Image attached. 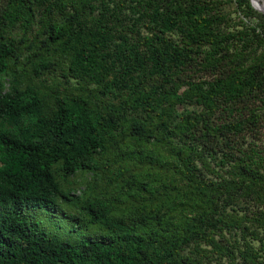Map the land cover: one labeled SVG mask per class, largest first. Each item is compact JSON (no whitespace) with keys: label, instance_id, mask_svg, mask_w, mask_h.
Here are the masks:
<instances>
[{"label":"trees","instance_id":"trees-1","mask_svg":"<svg viewBox=\"0 0 264 264\" xmlns=\"http://www.w3.org/2000/svg\"><path fill=\"white\" fill-rule=\"evenodd\" d=\"M0 264H264V15L0 0Z\"/></svg>","mask_w":264,"mask_h":264},{"label":"rangeland","instance_id":"rangeland-1","mask_svg":"<svg viewBox=\"0 0 264 264\" xmlns=\"http://www.w3.org/2000/svg\"><path fill=\"white\" fill-rule=\"evenodd\" d=\"M251 1L255 8H257L256 6H258L260 9H263V0H251ZM79 180H81L80 176L75 178V181L79 182ZM30 218L33 222L37 224L36 225L37 227L45 229L52 236L57 237L61 241L64 240L70 243H75L79 241L82 237L89 234L88 232L83 231V230L82 232L78 230L74 232L73 230L69 228L70 225L69 223H67L66 220L56 217V216L49 215L42 211L33 212Z\"/></svg>","mask_w":264,"mask_h":264},{"label":"bare ground","instance_id":"bare-ground-1","mask_svg":"<svg viewBox=\"0 0 264 264\" xmlns=\"http://www.w3.org/2000/svg\"><path fill=\"white\" fill-rule=\"evenodd\" d=\"M258 8L259 11H261L262 13H264V0H263V9H260L258 6H256Z\"/></svg>","mask_w":264,"mask_h":264},{"label":"water","instance_id":"water-1","mask_svg":"<svg viewBox=\"0 0 264 264\" xmlns=\"http://www.w3.org/2000/svg\"><path fill=\"white\" fill-rule=\"evenodd\" d=\"M249 1H250L251 6H252L255 10L259 11L257 8H255V7L253 6L252 1H251V0H249ZM259 12L262 13L261 11H259ZM262 14L264 15V13H262Z\"/></svg>","mask_w":264,"mask_h":264}]
</instances>
